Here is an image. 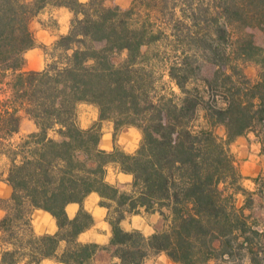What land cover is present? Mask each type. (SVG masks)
<instances>
[{
    "label": "trees",
    "instance_id": "trees-1",
    "mask_svg": "<svg viewBox=\"0 0 264 264\" xmlns=\"http://www.w3.org/2000/svg\"><path fill=\"white\" fill-rule=\"evenodd\" d=\"M47 4L73 12L70 29L43 70L22 71L35 46L30 23ZM247 63L259 67L255 82ZM160 71L177 92L159 85ZM80 103L99 110L89 129L77 124ZM23 116L38 131L15 141ZM106 120L115 134L141 131L135 152L99 148ZM248 133L264 154V0H133L128 8L0 0V162L8 159L4 180L12 188L0 199L7 246L0 264H143L160 253L177 264H210L243 251L250 264H262L264 229L247 213L254 202L237 185L242 176L230 150ZM110 164L132 175L128 189L106 181ZM3 174L0 168V181ZM93 192L112 226L105 245L78 241L93 223L85 209L73 219L65 212ZM239 194L247 196L242 206ZM35 209L55 217V234L33 232ZM141 213H158L163 228L150 236L121 228Z\"/></svg>",
    "mask_w": 264,
    "mask_h": 264
},
{
    "label": "crops",
    "instance_id": "crops-1",
    "mask_svg": "<svg viewBox=\"0 0 264 264\" xmlns=\"http://www.w3.org/2000/svg\"><path fill=\"white\" fill-rule=\"evenodd\" d=\"M86 3L88 0H79ZM108 5H122L121 0H106ZM73 12L66 6H55L47 4L31 21L30 29L33 33L35 46L28 49L24 54V63L22 71H41L51 61V51L57 39L68 33L70 29ZM77 124L82 129H89L99 122V110L93 104L80 103L77 106ZM38 131L35 122L23 116L19 131L14 135L13 140L20 141L22 138ZM54 136V132H51ZM141 140V131L135 127L127 128L115 134L114 125L111 121L101 122V139L99 148L104 151H113L115 148H121L127 153H133L137 150ZM238 144L234 153L238 158L246 159V166L243 167L245 174L257 175L261 169V159L264 154L261 151V144L253 133L238 137L231 145ZM0 168L4 171L3 180L0 181V199H8L12 194V188L4 180L8 168V159L2 157ZM132 175L120 171L115 164L107 167L106 181L117 185L121 189H128L132 182ZM101 197L98 193L89 194L82 205L77 202L68 203L65 212L68 218L73 219L81 207L85 209L93 218L91 226L86 228L78 236V241L82 243H97L100 245L108 244L112 236V226L107 220L108 209L101 205ZM5 212L0 208V220ZM120 226L123 230H139L145 236H150L163 228V219L158 213L131 214L121 221ZM31 227L37 235H53L58 231V225L55 217L42 209H35L31 214ZM1 238V232H0ZM7 246L0 243V255ZM10 248V247H8ZM65 248V242H60L58 253ZM40 264H64L56 259H44ZM143 264H177L173 262L166 254L160 253L149 256ZM211 264V262H210Z\"/></svg>",
    "mask_w": 264,
    "mask_h": 264
},
{
    "label": "rangeland",
    "instance_id": "rangeland-1",
    "mask_svg": "<svg viewBox=\"0 0 264 264\" xmlns=\"http://www.w3.org/2000/svg\"><path fill=\"white\" fill-rule=\"evenodd\" d=\"M122 1V5H127L125 8H128L133 0H121ZM244 70L245 73L247 75V77L255 82L258 80V74H259V67L254 64V63H247L246 65H244ZM163 72L160 71L157 74L158 76H161V81L159 83V85H164L165 89L167 91H170V89L175 90L177 92L176 87H174V85L172 83L169 82L168 76L166 74H162ZM216 134L219 135L220 137H224L225 134V130L223 127H218L216 129ZM246 136V135H244ZM142 137V134H141ZM238 144H233L230 146V150L232 152V154L234 155V158L236 160V165L238 168L239 173L242 176V179H240V181L237 183V185H241L243 187V189H245L247 192L251 193V197L253 199L254 202V206L252 208V210H247V213H253L254 216H256L261 225L262 228L264 229V157L261 159V169L259 171V173L257 175H252V174H245L243 172V167L246 166V159L244 158H238L233 151L235 149V147ZM121 149V148H120ZM261 177V181L260 183L257 185L256 180ZM231 192L233 191V188L231 187ZM238 199V205L242 206L244 204L245 201V197L242 194H239L236 196ZM250 196H248L249 198ZM260 248H264V238H262L261 244H260ZM243 256H239V255H233L230 258H227V260L225 259H215L211 261V264H250L249 262V258L246 255L247 253L245 251L241 252ZM259 259H261L262 264H264V252H261L259 255Z\"/></svg>",
    "mask_w": 264,
    "mask_h": 264
}]
</instances>
